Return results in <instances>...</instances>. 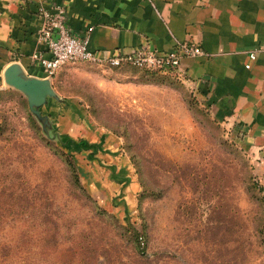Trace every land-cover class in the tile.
I'll use <instances>...</instances> for the list:
<instances>
[{"label": "rangeland", "instance_id": "374dc122", "mask_svg": "<svg viewBox=\"0 0 264 264\" xmlns=\"http://www.w3.org/2000/svg\"><path fill=\"white\" fill-rule=\"evenodd\" d=\"M49 80L60 102L41 114L114 138L128 177L109 204L79 190L71 151L0 77V264H264L258 159L184 73L74 61Z\"/></svg>", "mask_w": 264, "mask_h": 264}, {"label": "crops", "instance_id": "0c3cea01", "mask_svg": "<svg viewBox=\"0 0 264 264\" xmlns=\"http://www.w3.org/2000/svg\"><path fill=\"white\" fill-rule=\"evenodd\" d=\"M48 5L63 6L71 33L86 35L88 49L99 55L141 48L166 53L182 42L198 46L203 56L181 61L185 77L216 118L243 135L264 175V0H0L1 78L12 63L45 78L30 55L44 52L38 11ZM99 131L57 132L98 146L92 156L89 149L70 154L82 183L99 189L97 199L109 204L128 171L119 143Z\"/></svg>", "mask_w": 264, "mask_h": 264}, {"label": "built area", "instance_id": "2783aa9c", "mask_svg": "<svg viewBox=\"0 0 264 264\" xmlns=\"http://www.w3.org/2000/svg\"><path fill=\"white\" fill-rule=\"evenodd\" d=\"M38 15L42 19L40 44L43 53H32L31 61L39 66L45 78L53 77L66 63L74 61H105L110 65L130 62L139 68L158 71L163 74H177L183 71L184 58L203 56V51L193 43H177L170 52L159 53L148 48L134 50L128 54H96L88 49V37L71 33L66 24L64 7L61 5L41 6Z\"/></svg>", "mask_w": 264, "mask_h": 264}, {"label": "water", "instance_id": "95a60500", "mask_svg": "<svg viewBox=\"0 0 264 264\" xmlns=\"http://www.w3.org/2000/svg\"><path fill=\"white\" fill-rule=\"evenodd\" d=\"M2 77L6 86L16 90L26 98L30 112L39 121L45 134L49 135L48 131L52 129L54 131L52 138H56L69 151L89 149L91 150V156L96 152L98 146L89 145L85 141L77 143L60 135L48 116L41 114V108L48 106L49 99L60 102L49 78L39 79L29 76L18 63H12L6 67Z\"/></svg>", "mask_w": 264, "mask_h": 264}, {"label": "trees", "instance_id": "16d2710c", "mask_svg": "<svg viewBox=\"0 0 264 264\" xmlns=\"http://www.w3.org/2000/svg\"><path fill=\"white\" fill-rule=\"evenodd\" d=\"M67 156H69L71 158L70 154H67ZM65 162H66V166H67L68 171H69V177H70L72 183L74 185L78 186L79 190H82L83 188H82L81 183L79 181L78 173H77V171L75 169L74 164L69 159H66ZM43 231H45L44 228L43 229L36 228L35 233H37V234L44 233ZM262 233H263V244H264V224L262 226ZM134 236H135V240L137 241V243L138 244H141L140 243L141 237L135 231H134ZM37 247L38 248H41V244L39 243V241L36 242V248ZM53 247L54 246L52 244L51 246H49V248H47L48 251L51 252V254L54 251V248Z\"/></svg>", "mask_w": 264, "mask_h": 264}]
</instances>
